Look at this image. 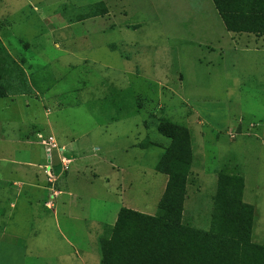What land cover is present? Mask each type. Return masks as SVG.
I'll use <instances>...</instances> for the list:
<instances>
[{
    "label": "rangeland",
    "instance_id": "374dc122",
    "mask_svg": "<svg viewBox=\"0 0 264 264\" xmlns=\"http://www.w3.org/2000/svg\"><path fill=\"white\" fill-rule=\"evenodd\" d=\"M177 141L182 222L208 231L241 175L264 245V34L213 0H0V264H99L122 207L158 212Z\"/></svg>",
    "mask_w": 264,
    "mask_h": 264
},
{
    "label": "trees",
    "instance_id": "16d2710c",
    "mask_svg": "<svg viewBox=\"0 0 264 264\" xmlns=\"http://www.w3.org/2000/svg\"><path fill=\"white\" fill-rule=\"evenodd\" d=\"M213 2L228 31L264 34V0ZM190 157L178 141L161 154L156 169L168 179L158 212L122 207L99 236V264H264V245L251 240L255 209L242 200L243 176L219 172L208 231L182 222Z\"/></svg>",
    "mask_w": 264,
    "mask_h": 264
},
{
    "label": "crops",
    "instance_id": "0c3cea01",
    "mask_svg": "<svg viewBox=\"0 0 264 264\" xmlns=\"http://www.w3.org/2000/svg\"><path fill=\"white\" fill-rule=\"evenodd\" d=\"M255 216V215H254Z\"/></svg>",
    "mask_w": 264,
    "mask_h": 264
}]
</instances>
